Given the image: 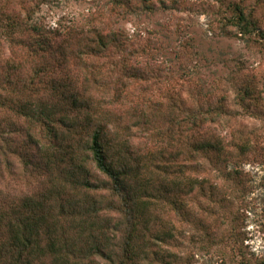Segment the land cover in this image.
Here are the masks:
<instances>
[{"label": "trees", "instance_id": "16d2710c", "mask_svg": "<svg viewBox=\"0 0 264 264\" xmlns=\"http://www.w3.org/2000/svg\"><path fill=\"white\" fill-rule=\"evenodd\" d=\"M46 2L0 0L7 46L0 184L21 174L30 187H0V264H199L207 253L218 254L213 264H264V251L248 249L236 217L221 213L225 197H217L237 183V161L259 145L257 138L227 140L218 126L236 115L227 112L232 106L264 105V77L253 81L240 59L227 60L235 70L225 84L235 92L221 87L215 97L192 65L203 54L184 41L186 60L179 56L174 77L163 81L171 70L155 32L127 35L115 26L129 15L163 12L174 14L178 30L180 14L193 6L188 0H105L88 10L84 27L63 29L34 18ZM219 2L230 12L221 28L264 47L255 16L264 0ZM103 53L110 65L90 61V69L87 58ZM162 108L172 114L165 130L153 121ZM205 166L218 181L198 175Z\"/></svg>", "mask_w": 264, "mask_h": 264}, {"label": "rangeland", "instance_id": "374dc122", "mask_svg": "<svg viewBox=\"0 0 264 264\" xmlns=\"http://www.w3.org/2000/svg\"><path fill=\"white\" fill-rule=\"evenodd\" d=\"M188 1L193 6L189 13L180 14L181 18L175 25L178 26V30L174 28V14L163 12L141 16L129 15L120 20L115 26L127 35H131L133 32L144 33L149 30L155 32L156 38L160 40L161 45L165 46V51L161 53L160 60H164V64L171 70V77H165L164 75L163 81L174 77L172 72L178 70L179 56L182 62L186 60L189 51L186 48L182 49L180 45L184 41H188L193 45V50L203 54L202 58L192 62V65L197 62V76L203 82V91H213L216 97L223 93L219 88L224 87L228 88L233 95L235 90L231 82L229 86L225 84V77L230 74L231 68L235 70V66L232 63H229V66L225 63V61L231 59H240L244 66L243 73L249 76L252 75V77L255 76L252 80L257 79L259 82V78L261 76L264 77V47L259 48L260 46L246 44L244 41L245 37L233 32H226L221 28L225 18L229 17L230 12L229 10L227 13L222 11L224 6L220 7L219 0ZM226 1L225 4L227 6H229V1L233 2V0ZM104 2L105 0H47L46 3L41 5L34 18L58 29H63L64 26L69 25L84 27L88 10L98 9ZM261 8L262 6L257 9L255 16L260 20L259 25L264 26V9ZM170 24L173 25L172 31L165 30L164 26H169ZM0 42V59H2L7 54V46L4 42ZM109 55L111 54L103 53L96 57H88L87 60H89H86L87 66L90 61H92V68L97 67V64L110 65L112 60L108 58ZM97 57L98 60L96 59ZM89 68L92 69L91 67ZM77 69H82L83 71L86 70V66L83 64ZM174 88L175 86L172 87V89ZM176 89L180 90L179 87ZM164 100L162 101L164 102ZM174 106L175 108L179 106L182 110L185 109L178 103ZM162 109L165 112L157 114L153 121L155 125L165 130L173 124L171 122L172 114L169 110ZM227 112L232 114L234 112L236 115L230 118L231 120L228 124L218 126V133L227 140L232 137L257 138L259 145L258 149L252 150L247 156L245 155V157L237 161L239 163L236 166L237 174H239L237 183L234 185L228 183L217 197L219 198L220 195L225 197L226 202L222 207L223 210L221 209V213L224 216L236 217L233 227H235L236 231H244L246 236L244 244L248 245L250 251L261 253L264 251V105H256L255 108L249 110L240 109L236 105L228 108ZM173 114H175V117L177 111H174ZM123 120L126 123L129 119L125 116ZM209 168V166L202 167V169L198 170V175L206 174L209 181H218L212 168H210L211 174L208 173ZM18 175L15 176L14 180L6 176L5 182L0 184V187L4 188L8 183L11 191L29 189L30 187L25 184L26 181L22 178L23 176L21 174ZM195 197L192 198L194 206L197 203V195ZM200 201L204 203V200ZM214 213V215L208 214V218L206 217L205 223L207 225L215 222L218 212L215 211ZM217 256V253L202 254L197 258V262L199 264H213L214 258Z\"/></svg>", "mask_w": 264, "mask_h": 264}]
</instances>
